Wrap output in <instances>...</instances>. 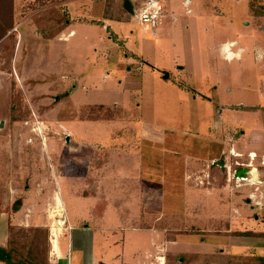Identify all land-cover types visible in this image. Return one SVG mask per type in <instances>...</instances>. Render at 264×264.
<instances>
[{
  "label": "crops",
  "instance_id": "obj_1",
  "mask_svg": "<svg viewBox=\"0 0 264 264\" xmlns=\"http://www.w3.org/2000/svg\"><path fill=\"white\" fill-rule=\"evenodd\" d=\"M127 1L131 10L125 9L130 15L134 2ZM224 1H220V5ZM60 2L67 9L63 24L55 35L47 37L49 47L56 45L54 49L58 50L54 53L55 57L45 61L46 65L42 67L48 76L47 85L53 86L57 75L61 80L58 88L62 90L56 97H73L77 93L78 80L80 88L88 92L89 76L86 74L89 73V65L97 64L99 57L105 60L103 50L108 49V46L114 45L122 50L123 57L117 65L123 72L132 71L133 60L139 62L138 66L147 64L150 69L157 70L144 55L126 46L133 36L124 32L122 24L133 21H115L112 13H104L108 0ZM174 3L186 9L185 20V17L174 11ZM206 17L217 21L226 19L229 24L237 20L229 10L227 16L214 14L210 0H164V13L155 34L147 33L157 37L164 23L168 22L169 30L176 40L179 38L177 33L187 32L190 41H194L197 55V48L201 47L210 52L216 64L219 59L237 62L233 70H237L239 76L245 71L249 78L239 84L234 83L233 87L245 90L248 96L253 97V101L220 104L215 95L220 87L217 74L206 82L204 93L207 98L199 97L204 93L185 82V78L196 76V72L188 71L175 61L172 67L161 68L159 75L164 80L171 79L177 91L187 95L189 90L194 99L206 103L211 113L201 130H129L132 133L130 143L126 137L129 128H126L127 131L110 130V125L119 127L124 121L107 119L108 122L103 123L99 117L77 120L76 128L83 131L80 136L88 139L91 147L89 180L95 187L91 185L93 192L89 197H77L78 201L74 205L81 208L77 209L78 220L67 219L71 221L67 227L50 226L38 216L35 198L40 196H35L33 187L26 183L28 167L4 162L9 152L7 146L0 142V155L6 150L0 156V178L6 174L5 169L8 166L10 168V178L5 180L9 183L8 193L3 188L0 190V246L18 250L20 246L16 240L9 239L11 227L33 230L36 215L44 221L36 226H48L49 264H264V32L241 30L238 27V32L226 36L219 33V28L209 23ZM115 24L120 27H113ZM138 27L140 31L143 30L141 26ZM94 28L98 29L99 39L111 45L105 44L101 50L93 49L95 61H83L73 49L75 45L78 46L75 38L80 36L85 40ZM68 49L70 56L67 54ZM258 50L261 53L257 56ZM64 71L70 75H65ZM204 72L199 71L197 76L206 80L209 76ZM164 73L168 76L165 77ZM65 76L75 81L71 84L76 90L73 93L71 90L72 94L63 90L69 82L64 79ZM211 87L217 88L211 91ZM231 89L227 88L229 91ZM214 100L219 105L216 108ZM75 102L89 106L101 105L104 108L112 105L125 111L116 102ZM229 106L235 107L227 108ZM237 111L245 112L246 116L238 119ZM215 115L225 122L215 124ZM247 117H251L249 121ZM213 121L217 130H204ZM227 123L232 124L228 126ZM101 125L107 126V129L101 130L99 137L90 139L88 135L92 137L94 130L102 129ZM232 125L238 130H225ZM176 134L181 137V144L177 146L170 142L172 135ZM194 140H201V145L193 144ZM192 151H196L199 154H196L197 159L204 160L205 164L192 168L193 164L198 165L195 162L197 159L190 156L194 155ZM189 160L193 164H188ZM218 162L223 165L220 166ZM241 168L247 169L245 175L253 170L255 177L253 174L251 179L236 180L232 173L236 170L237 174ZM171 172L174 174L170 175ZM24 177L26 181L21 182V186L19 180ZM57 181L61 188L60 180ZM116 181L119 182L111 196H103L102 189L96 188L97 183L104 185ZM151 186L154 204L149 208L145 203L148 200L150 204L151 193L147 189L151 190ZM53 199L57 201L56 205H60L58 195ZM55 211L59 213L60 207ZM76 228L79 229L78 242L73 241Z\"/></svg>",
  "mask_w": 264,
  "mask_h": 264
},
{
  "label": "rangeland",
  "instance_id": "obj_2",
  "mask_svg": "<svg viewBox=\"0 0 264 264\" xmlns=\"http://www.w3.org/2000/svg\"><path fill=\"white\" fill-rule=\"evenodd\" d=\"M60 1L13 0L12 12L14 22H16L13 28L15 36L12 39L8 37L0 44V124L2 125L0 126V142L7 146V152H9V156L7 154L6 160L3 161L7 164L15 162L18 164L17 167L19 165L28 167L29 177L27 181L24 177L19 182L22 186V183L26 181L29 187H33L35 196L38 194L41 197L35 198V207H37L35 209L38 216L45 220V222L41 221L43 219H38L34 215L35 227H38L36 225L40 222L55 227L69 226L71 221L68 220H71V218L78 220L77 209L79 208L74 205V202L78 201L77 197H89L90 193L93 192L90 187L91 185L95 187V184L93 182L92 184L89 180V161L92 158L90 157L91 151L89 148L91 147L88 139H83L80 136L83 131L80 132L81 129L78 130L75 125L80 118L99 117L101 119L99 121L103 123L108 122L107 119L124 121L123 125L119 127L110 125V130L127 131L126 128H129L127 131L129 135L127 134L126 137L127 140L129 138L130 143L132 133L129 130L195 131L204 128L211 113L207 109L206 103L203 104L199 99H194L192 92L189 90L187 95L177 91L176 85L171 79L164 80L160 77L158 71L161 68H170L177 61L184 65L188 71H195L196 76L185 78V82L202 93L207 88L206 82L208 79H213L212 75L217 74L220 87L215 95H217L216 98L220 104L230 105L253 101V97L248 96L245 90L233 87L234 83L239 84L249 75L244 71L243 75L239 76L238 71L233 70L237 62L219 59L216 64L214 58L210 56V52L203 50L201 47L197 48V55L194 52V41H190L187 32L177 33L179 38L176 40L174 34L169 30L168 22L164 23L162 26L164 28L159 31L160 35L158 34L157 37L149 35L146 31H140L138 27L140 25L134 17V13L128 15L122 6L124 0H108L107 8L104 7L103 12L112 13L115 21H133L122 24L124 32L133 36L126 42V46L144 55L148 63L156 66L157 70L150 69L151 67L147 64L138 66L139 62L133 60L131 73L123 72L117 65L123 57L122 50L114 45L108 46V49L103 50L106 59L99 57L97 64L89 65L90 70L86 74L90 78L87 80L88 86H90L88 92L83 91L82 87L80 88L81 83L79 80L77 91L73 90L75 86H71V84H74L75 81L73 78L67 77L70 75L67 70L63 73L67 75L64 79L69 82L63 87V90L67 91L68 94L71 93V90H73L72 93L74 91L77 93L73 97H66L65 99L56 97L60 93L59 91L62 90V88H58L61 80L57 75V80H55L57 83L55 82L53 86L47 85L48 76L44 74L42 67L46 65L45 61L55 57L54 53L58 50L54 49L57 47L56 45L55 47H49L47 36L55 35L60 25L63 24V17L67 9ZM220 1L223 0H210L213 13L227 16V10H229L237 20L233 24H229L226 19L217 21L206 17L210 21L209 23H212L215 28H219V33L230 36L239 31L238 27L241 30L264 32V0H226L221 5ZM133 2L132 8L135 9L138 2L137 0H133ZM49 4L51 6H48ZM174 4V11L185 17V20L187 18L185 16L186 9L178 6L177 3ZM247 26L250 29H246ZM113 27L120 26L115 24ZM98 29L101 30V28ZM98 29H92L93 32L86 36L88 39L85 38L84 40V37L80 36L75 38L78 46L75 45L73 49L76 50L75 54L83 61L86 59L88 62L95 61L93 49L101 50L105 44L111 45L99 39ZM80 31L82 32V30ZM84 42L87 44H83ZM174 42L176 43L175 47ZM68 51L69 49L67 54L70 56ZM260 53L261 51L258 50L257 56ZM262 54L264 53L262 52ZM199 71L200 73L205 71L204 73L208 74L209 77L203 80L197 76ZM55 72L59 73L57 69ZM262 86L264 90V80ZM230 87L232 91L227 90ZM216 88L211 87V91ZM199 97L205 99L207 95L204 93ZM76 100L79 102L90 101L89 103L95 101L116 102L121 104L125 111L112 105L98 110L97 108H91L89 104L81 105L75 102ZM214 102L215 108L218 107L217 101L214 100ZM234 107L229 106L227 108L233 109ZM237 112L238 119H243L246 116L245 112ZM250 118L247 117V120L249 121ZM215 120L217 125L225 122L217 119L216 115ZM67 122H70L69 125H66ZM214 122L209 123L204 130H217V125L213 126ZM101 127L102 129L93 131L92 137L89 135L88 137L90 139L99 137V132L101 133V130L107 129L105 125H101ZM213 127H216V129H213ZM225 130L238 129L232 125L230 129L226 128ZM66 136H68L67 140ZM180 140V134H176L172 135L170 142L175 143L177 146L179 143L181 144ZM212 140H214L213 137ZM200 141L194 140L193 144H199L200 146ZM5 153L6 150L0 156ZM191 153L194 154L190 155L194 159L198 158L196 151ZM192 162V160H189L188 164H193ZM195 162L198 165L193 164L192 168H198L204 163V160L197 159ZM5 170L6 174L1 173L0 190L3 188L8 193L9 183L5 180L10 178L9 166ZM200 173L202 174V172ZM171 174L174 173L171 172ZM57 180H60L61 188ZM118 182L104 183V185L97 183L96 188L102 189L103 196L104 194L111 196L113 190L117 188ZM152 189V186L151 190L147 189V192L151 193L149 194L151 205L148 200L145 203L146 207L149 208H152L154 204ZM47 194H50V197ZM57 195L60 205H56V200L53 199ZM18 200L21 201L22 198ZM57 207H60L59 213L55 211ZM101 212L102 210L99 213ZM59 221L61 224H59ZM41 227L44 228V226ZM45 228L48 230V226ZM33 230L11 227L9 239L16 240L18 246H20L19 252H27ZM78 230L76 228L73 231L74 242H78L80 239ZM48 237H50L49 230ZM38 238L39 246L44 248L43 253L45 255V234L38 232Z\"/></svg>",
  "mask_w": 264,
  "mask_h": 264
},
{
  "label": "trees",
  "instance_id": "obj_3",
  "mask_svg": "<svg viewBox=\"0 0 264 264\" xmlns=\"http://www.w3.org/2000/svg\"><path fill=\"white\" fill-rule=\"evenodd\" d=\"M12 2L13 0H0V44L8 39V37L12 39L15 36L13 28L15 27L16 22H14V15L12 12ZM50 36L51 35H48L47 37ZM91 108L102 110L104 107L99 105L91 106ZM89 118L96 119L97 117L89 116ZM38 232L45 234L46 237L45 255L43 253L44 248L39 246ZM48 245L49 239L47 228L35 227L27 252L21 253L15 248L0 246V262L4 264H49L47 256Z\"/></svg>",
  "mask_w": 264,
  "mask_h": 264
},
{
  "label": "built area",
  "instance_id": "obj_4",
  "mask_svg": "<svg viewBox=\"0 0 264 264\" xmlns=\"http://www.w3.org/2000/svg\"><path fill=\"white\" fill-rule=\"evenodd\" d=\"M133 13L141 28L154 35L164 13V0H139ZM251 171L247 175L236 176V170H234L232 175L236 180L243 181L251 179L253 175Z\"/></svg>",
  "mask_w": 264,
  "mask_h": 264
},
{
  "label": "water",
  "instance_id": "obj_5",
  "mask_svg": "<svg viewBox=\"0 0 264 264\" xmlns=\"http://www.w3.org/2000/svg\"><path fill=\"white\" fill-rule=\"evenodd\" d=\"M124 7H125L126 9H128L129 11L131 10L130 7H129V5H128V1H127V0L124 1ZM164 76L167 77L168 74H167V73H164ZM0 125H1V124H0ZM66 139H67V138H66ZM218 164H219L220 166L223 165L221 162H218ZM246 172H247V169H246V168H241V169L237 172L236 175H237V176H244Z\"/></svg>",
  "mask_w": 264,
  "mask_h": 264
},
{
  "label": "bare ground",
  "instance_id": "obj_6",
  "mask_svg": "<svg viewBox=\"0 0 264 264\" xmlns=\"http://www.w3.org/2000/svg\"><path fill=\"white\" fill-rule=\"evenodd\" d=\"M252 174H254V176H253V177H255V174H256V173H253V170H252Z\"/></svg>",
  "mask_w": 264,
  "mask_h": 264
}]
</instances>
